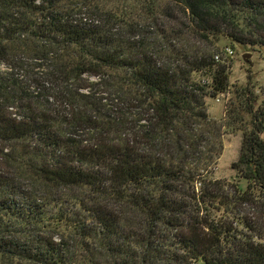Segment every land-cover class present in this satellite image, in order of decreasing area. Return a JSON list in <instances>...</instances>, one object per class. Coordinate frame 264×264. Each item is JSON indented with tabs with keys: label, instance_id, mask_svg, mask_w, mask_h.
<instances>
[{
	"label": "trees",
	"instance_id": "16d2710c",
	"mask_svg": "<svg viewBox=\"0 0 264 264\" xmlns=\"http://www.w3.org/2000/svg\"><path fill=\"white\" fill-rule=\"evenodd\" d=\"M221 40L264 49V0H0V264H264V92Z\"/></svg>",
	"mask_w": 264,
	"mask_h": 264
},
{
	"label": "rangeland",
	"instance_id": "374dc122",
	"mask_svg": "<svg viewBox=\"0 0 264 264\" xmlns=\"http://www.w3.org/2000/svg\"><path fill=\"white\" fill-rule=\"evenodd\" d=\"M233 51L231 57L225 56V49ZM217 55H220L221 61L230 66V85L244 86L250 83L255 87L257 92H264V49L260 48H232L225 40L219 43ZM220 61V62H221ZM222 95L217 100L207 102V110L213 120L220 121L224 117V110L227 104L225 97ZM264 98V96H262ZM223 153L218 163L217 170L214 173L216 180H222L232 183L234 173L231 171V165L238 159L242 136L240 134H225L223 139ZM264 223V221H261Z\"/></svg>",
	"mask_w": 264,
	"mask_h": 264
},
{
	"label": "built area",
	"instance_id": "2783aa9c",
	"mask_svg": "<svg viewBox=\"0 0 264 264\" xmlns=\"http://www.w3.org/2000/svg\"><path fill=\"white\" fill-rule=\"evenodd\" d=\"M233 54H234V53H233V51H232L231 49H229V48H226V49H225V56H227V57H228V56L231 57ZM214 59H215L216 62H220V61H221L220 55L215 56ZM227 98H228V96L225 97V100H227Z\"/></svg>",
	"mask_w": 264,
	"mask_h": 264
}]
</instances>
